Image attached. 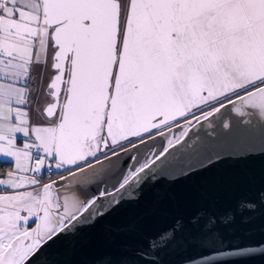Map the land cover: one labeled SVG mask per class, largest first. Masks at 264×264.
Returning a JSON list of instances; mask_svg holds the SVG:
<instances>
[{"label": "snow or ice", "instance_id": "1", "mask_svg": "<svg viewBox=\"0 0 264 264\" xmlns=\"http://www.w3.org/2000/svg\"><path fill=\"white\" fill-rule=\"evenodd\" d=\"M0 159V264H75L146 186L264 163V0H0ZM261 206L264 179L86 264H242Z\"/></svg>", "mask_w": 264, "mask_h": 264}, {"label": "water", "instance_id": "2", "mask_svg": "<svg viewBox=\"0 0 264 264\" xmlns=\"http://www.w3.org/2000/svg\"><path fill=\"white\" fill-rule=\"evenodd\" d=\"M262 167L264 163L260 159L243 164L225 161L188 179H181L175 183L162 180L146 186L137 202L124 204L96 228L85 229L75 256L57 257V259H71L75 264H86L94 252L109 242V228L134 226L139 231L153 233L168 226L176 215H188L199 207L231 206L241 196L250 195L261 187L264 179L261 176ZM250 175L254 176V183ZM256 215L254 229L245 237V242L250 240L253 242L251 246L259 247L255 242L264 241V206L257 210ZM223 259V257H213L214 261ZM178 260L179 257L165 256L164 264H177ZM242 264H264V255L257 254L243 261Z\"/></svg>", "mask_w": 264, "mask_h": 264}, {"label": "trees", "instance_id": "3", "mask_svg": "<svg viewBox=\"0 0 264 264\" xmlns=\"http://www.w3.org/2000/svg\"><path fill=\"white\" fill-rule=\"evenodd\" d=\"M11 166L10 163H6L4 162L3 160H0V170H6V169H9ZM55 178V177H53Z\"/></svg>", "mask_w": 264, "mask_h": 264}, {"label": "crops", "instance_id": "4", "mask_svg": "<svg viewBox=\"0 0 264 264\" xmlns=\"http://www.w3.org/2000/svg\"><path fill=\"white\" fill-rule=\"evenodd\" d=\"M21 142V137L18 136V143Z\"/></svg>", "mask_w": 264, "mask_h": 264}, {"label": "rangeland", "instance_id": "5", "mask_svg": "<svg viewBox=\"0 0 264 264\" xmlns=\"http://www.w3.org/2000/svg\"><path fill=\"white\" fill-rule=\"evenodd\" d=\"M0 160H2V159H0ZM12 167V165L10 166V168Z\"/></svg>", "mask_w": 264, "mask_h": 264}]
</instances>
